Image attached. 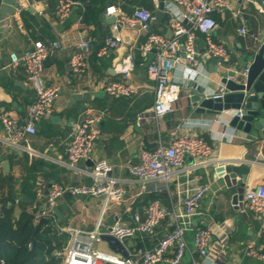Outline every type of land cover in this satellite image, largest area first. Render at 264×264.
Listing matches in <instances>:
<instances>
[{
  "label": "crops",
  "instance_id": "obj_1",
  "mask_svg": "<svg viewBox=\"0 0 264 264\" xmlns=\"http://www.w3.org/2000/svg\"><path fill=\"white\" fill-rule=\"evenodd\" d=\"M165 1L167 4L173 2ZM29 2L31 7L41 6L44 10V15H40L39 11L25 9L33 15L35 22L29 20L27 24L24 18L26 11L19 15L16 7L11 8L13 10L9 14L2 13L0 16V117L8 112L24 123L28 107L35 96L25 66L12 68L10 54L13 51L22 53L38 40L46 43L61 41L63 44L62 49L55 51L49 57L51 60L47 62L48 58L44 65L47 84L59 89L53 104V113L40 122L36 135L28 137L30 145L49 158L36 159L40 166L36 174L37 182L32 190H37L40 185L47 193L53 184L77 186L92 182L84 176L70 172L58 162L66 160L68 145L82 119L91 112L105 111L106 115L100 124L102 134L96 142L92 159L82 166L92 168L99 161H108L113 167L112 176L120 179L128 191L125 202L114 204L106 212V225L117 220L131 223L133 220L130 214L135 211L144 217L145 209L152 202L151 197H154L171 212L157 229V238H163L174 229V212L179 214L183 211L186 196L196 188L208 184L210 190L201 201L199 213L184 220L192 225L187 236L190 251L196 260L202 264H264V260L252 259L246 254V246L251 242L264 253L260 219L250 211L246 200L249 190L264 183V125L262 128L256 126L264 120V112L252 124L242 129L231 126L232 117L237 111L235 109L219 114L197 113L188 101V89L196 83L184 80L182 69H177L173 76L183 85V89L174 105L175 109L162 119L153 120L149 116L155 102V83L148 78V61L142 58L138 50L147 34L132 28H121L123 44L116 50L108 51L106 55H101L100 52L106 39L113 34L112 19L115 17L105 14L107 7L116 5L128 15L133 14L136 8L143 7L156 16L160 5L152 0H103L104 13L100 14L96 22L87 24L84 16L90 6L83 1V7L76 8L66 20H59L56 16L57 0ZM214 15L218 27L213 39L226 44L234 53L231 68L236 72L250 68L257 51L264 43V8L255 1L237 0L230 9ZM168 18L166 11L162 22L155 20L151 31L170 36ZM242 26H246L258 39L252 38V35L246 38L240 36L238 29ZM88 39L92 43L89 67L85 73L77 75L71 69V56L81 51L80 43ZM197 46L199 59L204 66V79L202 83L199 81L198 86L204 87L206 95L211 96L219 91L223 79L234 75V72L217 68L215 59L206 50L203 35H199ZM130 52L134 53L136 59L131 82L140 88L139 93L131 98L111 97L105 93L104 86L122 80L118 64ZM153 55L154 53L151 57ZM243 78L238 73L234 79L240 81ZM78 94H88L89 100L75 99L74 96ZM1 123L0 121V138L6 139L7 134ZM180 134L199 136L210 143L213 155L205 166L190 168L193 161L189 159L186 168L163 187L144 183L129 174L128 168L139 164L142 149L152 146L157 148L160 144L168 145ZM6 161L10 164L8 173L2 166ZM30 165L26 152L0 141V176L10 175L14 179L13 191L20 198L26 195L23 192V181ZM220 165L250 167L246 192L244 199L239 202V210L233 204L235 187L228 188L215 171ZM237 180L241 182V176ZM103 201L102 198H76L65 194L57 205L65 219L60 220L57 217L58 224L84 231L93 230L101 214ZM39 202L44 204L45 198ZM32 204L33 201L30 205ZM20 214L21 208L16 204L15 216L18 218ZM202 227L211 228L215 232L208 257L194 253V234L197 228ZM151 240L139 235L123 244L128 252L133 253L138 249H149ZM191 260L188 253L183 264H188Z\"/></svg>",
  "mask_w": 264,
  "mask_h": 264
},
{
  "label": "built area",
  "instance_id": "obj_2",
  "mask_svg": "<svg viewBox=\"0 0 264 264\" xmlns=\"http://www.w3.org/2000/svg\"><path fill=\"white\" fill-rule=\"evenodd\" d=\"M45 1L48 0H42V2ZM152 1L160 5L161 0ZM235 1L237 0H173L170 4L165 1V14L166 11L169 14L170 36L151 31L156 16L148 9L138 7L133 14L128 15L116 5L107 7L105 14L114 16L116 20L112 25L113 34L106 39L105 46L100 52L101 55H106L108 51L116 50L123 44L121 28H132L147 34V38L139 45L138 50L142 58L148 61V78L155 83V102L149 118L162 119L175 109L174 105L179 100L183 89V85L173 76L177 69H182L184 80H192L197 86L199 81L203 82L204 66L199 59L200 52L197 46L199 35L205 37L206 50L215 59L217 68L234 72V75L228 77L229 79H234L238 73L247 77L249 68L240 72L232 69L230 63L234 53L226 44L213 39L218 27L214 14L230 9ZM246 1L254 2V0ZM83 5L81 0H57L56 16L59 20H66L76 8L83 7ZM25 9L22 5L16 7L19 15L26 11ZM39 14L44 15V10H41ZM238 33L245 38L252 35V38L258 39L256 35L250 33L246 26L239 28ZM91 46V39L84 40L80 43L82 50L71 56L73 73L79 75L87 71ZM62 47L61 41L46 43L38 40L24 52L13 51L10 54L12 68L25 66L35 96L28 107L24 123L12 113L4 112L1 115L0 121L7 135L6 139L0 138V141L26 152L30 164L37 158H48L30 145L28 137L36 135L40 122L53 113V104L59 94V89L47 84L44 65L46 60ZM118 69L122 80L105 85V93L111 97L126 98L137 95L140 88L131 82L136 69L133 52L120 61ZM226 94L227 89L224 84H221L219 91L210 97L220 100ZM242 111L237 110L232 120L235 116L241 119ZM105 115V111H94L85 116L72 135L66 160L58 162L70 172L84 176L92 182L77 186L53 184L47 193L40 185L37 187V199L40 201L45 198V203L40 208L38 202L32 204L30 211L38 210L36 221L42 218H54L59 235L70 237L64 248L54 251L53 255L61 260V264H183L186 255L190 253L192 260L188 264H202L190 251L187 235L192 225L184 220L199 213L201 201L210 190L208 184L196 188L186 196L183 211L179 214L174 212L176 221L174 229L163 238H157V229L160 223L171 215V212L159 200H154L148 205L144 217L135 211L130 214L133 220L131 223L117 220L111 225H106V212L114 204L125 202L128 191L120 179L112 176L113 167L108 161H99L92 168L82 166L83 163L92 159L96 142L102 134L100 124ZM212 155L213 147L203 138L180 134L168 145L160 144L152 150L142 149L139 164L130 166L128 171L132 177L144 183H154L163 187L186 168L189 159L193 161L189 167L198 168V166H205ZM65 194L76 198L89 197L104 200L101 214L93 230L84 231L58 224L53 208L58 205V201ZM246 200L250 211L260 219V234L264 236V183L249 190L246 193ZM214 234L211 228H197L193 238L194 253L208 257ZM103 235H111L122 243L144 235L152 239V245L149 249L129 252V256L125 258L112 250L105 251L97 248L98 244L105 243L102 240ZM221 247L223 248L224 245ZM246 254L252 259L264 260V253L257 248L254 242L247 244ZM1 262L4 263L3 260Z\"/></svg>",
  "mask_w": 264,
  "mask_h": 264
},
{
  "label": "water",
  "instance_id": "obj_3",
  "mask_svg": "<svg viewBox=\"0 0 264 264\" xmlns=\"http://www.w3.org/2000/svg\"><path fill=\"white\" fill-rule=\"evenodd\" d=\"M254 1L264 8V0ZM18 5H22L24 8L31 11L36 10L40 12L42 10L41 6L31 7L29 0H0V16L2 13L9 14L11 10H13L11 8L17 7ZM164 17L165 0H161L160 9L156 14V21L161 23ZM112 20L115 22L116 19L113 18ZM256 54L257 55H255L254 61L249 68L247 77H244L240 81L229 78L223 79L222 84H224L227 89V94L223 99L214 100L206 95V89L204 87L192 84L188 89V101L193 107H195V111L200 114H219L230 109L243 110V117L239 119L238 116H235L231 121V126L237 127V129H242L245 126L247 127V125L252 124L254 120L264 112V44ZM50 60L51 59L49 58L47 62ZM74 98L77 100L83 99L88 101L89 95L78 94L75 95ZM263 125L264 120H261L256 126L262 128ZM2 166L7 173L10 171V164L8 161L4 162ZM215 171L218 176L225 181L228 188L235 187L236 195L233 198V204L239 210V202L244 199L246 192L250 167L246 165L240 167L220 165L215 168ZM239 176H241V182H238L237 180ZM21 198L26 204L32 203V200L28 198L27 195H23ZM53 211L60 220L65 219L58 206L54 207ZM102 240L108 245L110 250L121 254L125 258L129 256L126 246L117 238H114L111 235H103Z\"/></svg>",
  "mask_w": 264,
  "mask_h": 264
},
{
  "label": "trees",
  "instance_id": "obj_4",
  "mask_svg": "<svg viewBox=\"0 0 264 264\" xmlns=\"http://www.w3.org/2000/svg\"><path fill=\"white\" fill-rule=\"evenodd\" d=\"M81 1L90 6L84 16L87 24L96 22L100 14L104 13L103 0ZM24 18L27 24L29 20L35 22L33 15L27 11ZM154 148L147 147V150ZM39 166L36 160L30 165L23 181V192L33 203L38 202L40 208L43 204L38 201L36 190H32L37 182ZM13 183L14 179L10 175L0 176V264H61V260L53 255L54 251L62 250L70 237L59 235L54 218L36 221L38 210L30 211L32 205L24 203L20 195L13 191ZM151 198L152 202L156 200ZM16 203L21 208L18 218L15 216Z\"/></svg>",
  "mask_w": 264,
  "mask_h": 264
},
{
  "label": "rangeland",
  "instance_id": "obj_5",
  "mask_svg": "<svg viewBox=\"0 0 264 264\" xmlns=\"http://www.w3.org/2000/svg\"><path fill=\"white\" fill-rule=\"evenodd\" d=\"M97 248L100 249V250H107V246L104 243L98 244Z\"/></svg>",
  "mask_w": 264,
  "mask_h": 264
}]
</instances>
